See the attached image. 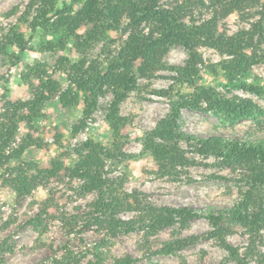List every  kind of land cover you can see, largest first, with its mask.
Here are the masks:
<instances>
[{
  "label": "trees",
  "instance_id": "16d2710c",
  "mask_svg": "<svg viewBox=\"0 0 264 264\" xmlns=\"http://www.w3.org/2000/svg\"><path fill=\"white\" fill-rule=\"evenodd\" d=\"M38 0H30L26 5L24 16L33 15L28 21V28L34 34L40 30L44 35L57 37L56 43L49 41L42 49L59 45L63 49L68 39L73 38L76 45L98 44L106 39L108 32H120L125 38L114 53L106 57L108 66L103 74L98 71L91 73L89 65L83 69L85 61L70 63L64 57L60 63L69 66V85L62 90L61 85L54 79L43 80L34 89L30 99L24 101H4L0 112V169L3 180L20 203L30 196L37 188L47 191L48 197L37 206L36 214L26 224L31 225L38 236L47 233L49 222L56 219L61 224V230L66 236H72L83 241L82 235L93 230L103 234L100 242L92 247H84L85 254L91 255L92 260L87 264H107L106 254L102 251L104 237L112 238L122 234H129L137 230L143 231L145 236L152 234L159 228L179 222L182 226L193 218H206L212 232L209 236L217 238L221 247L236 264H247L250 256L258 254L262 260L264 255L257 252L254 239L262 238L260 231L264 229V206L255 194L264 185V138L254 141L226 140L218 136L200 138L179 132L177 120L180 109L209 112L225 122L233 124L246 119L263 118L264 111L258 110L250 101L228 100L210 88L197 86L198 65L203 61L200 48L215 50L224 59L219 67L222 72L232 78L241 74L253 65L264 64V2L261 0H71L57 7V0H42L35 7ZM35 8V9H34ZM232 13H236L240 20L251 21L248 29H240L233 35L219 31V23ZM82 24L89 26L85 37L77 31ZM3 47L14 45L20 52L25 50L27 41L14 27L8 29L3 37ZM174 47H181L187 53L183 66L172 67L175 78L181 83L193 87L194 91L187 95H179L172 101L170 112L161 119L155 128L144 134L141 140L143 151L150 153L157 164L161 175L175 176L178 168L185 169L194 164L191 158L181 149L180 141L191 144L194 152L199 156H214L219 159V165L228 167L238 173L241 182L246 186L242 197L229 210L216 213H200L194 209L161 207L158 208L146 201L142 193L134 191L128 196L122 190L123 176L109 177L105 166L104 156L119 153L120 145L112 142L105 148L99 142L88 139L82 144V150L77 151V162L72 168H66L62 162H53L49 168L41 169L36 163H20L11 166L12 161H20L24 152L31 147L41 148L35 139L26 135L21 140L17 138L19 124H31L42 115L43 109L54 93L58 94L63 109L77 107V92L86 94L89 106L82 112L78 124L73 125L72 134H76L85 127V119L97 105L100 95L110 92L113 96L109 106L107 120L115 117L118 106L126 96L136 89V80L132 75L134 57H147L151 53L161 50L167 53ZM242 88L250 87L242 84ZM72 87H74L75 92ZM71 95V99L66 98ZM161 94V93H159ZM164 94V93H163ZM192 141V143H190ZM107 170V171H106ZM68 179L76 181L73 191L85 196L94 194L95 197L87 204V210L73 214L59 212L56 202V188L51 187L53 180ZM258 189V190H257ZM259 192V191H258ZM56 208V213L50 210ZM125 211H133L134 217L129 220L118 218ZM177 220V221H175ZM229 221L239 225L247 231L250 245L244 254H240L237 247L225 242L223 234L227 227L224 222ZM77 240V241H78ZM195 237L183 240H172L164 244L154 254L170 255L194 242ZM13 251V243L9 238L0 241V264H4L6 254ZM49 264H81L85 254L76 253L67 244L58 251L51 250ZM59 252L60 254H58ZM111 264H133L130 256L112 258Z\"/></svg>",
  "mask_w": 264,
  "mask_h": 264
},
{
  "label": "rangeland",
  "instance_id": "374dc122",
  "mask_svg": "<svg viewBox=\"0 0 264 264\" xmlns=\"http://www.w3.org/2000/svg\"><path fill=\"white\" fill-rule=\"evenodd\" d=\"M29 1L0 0V112L6 100L15 102L30 99L34 89L48 78L56 80L62 90H66L69 85V66L60 63L61 57L72 64L83 59V69L92 65L93 75L98 71L104 74L108 66L106 57L119 49L125 38L120 32H108L106 39L98 44L78 46L75 39L70 38L63 49L55 45L44 50L42 47L49 41L56 43L57 37L44 35L40 30L32 34L28 21H31L35 13L23 18ZM41 1L38 0L35 7ZM169 1L171 0H164L165 3ZM69 2L71 0H57L56 5L61 8L63 3ZM251 21H242L236 13H232L219 23V31L233 35L240 29H248ZM12 27L27 41L23 52L14 45L2 46L4 34ZM88 30L89 26L82 24L77 33L85 37ZM261 46L264 49V41ZM199 53L203 64L198 65L195 79L197 86L210 88L228 100L250 101L258 110L264 111V64L253 65L247 71L228 78L219 67L227 57H222L208 48H200ZM186 59L187 53L181 47H174L167 53L157 50L147 57L132 58V75L136 80V89L121 102L110 122L107 116L113 96L110 92L100 95L96 107L85 119V127L76 134H72L71 129L78 124L83 110L89 106L88 96L77 92V107L66 110L62 108L58 94H52L39 118L31 124L22 122L18 127V140L30 135L41 144V148H28L21 160L12 161L11 166L33 162L45 169L59 161L64 167L72 168L78 160L77 151L82 150V144L88 139L99 142L105 148L116 142L121 151L113 156H104L105 166L109 177L123 176L122 190L128 196L127 201L130 202V196L137 191L145 196L149 204L158 208H188L204 214L229 210L246 190L238 173L220 166L219 159L214 156H198L191 144L180 141L181 149L194 164L185 169L178 168L175 176H163L158 172V166L151 154L144 152L141 144L144 134L153 130L170 112L172 101L179 95L194 91L192 86L177 80L171 70L172 67L183 66ZM242 84L250 87L249 90L242 88ZM72 89L75 92V88ZM66 96L68 99L72 98L70 94ZM177 126L179 132L200 138L218 136L241 142L264 138V122L261 116L256 120L246 119L230 124L209 112L182 108ZM2 173L3 169H0V175ZM76 184V181L70 182L68 179L62 182L51 181V187L56 188L55 199L59 212L68 215L76 213L77 207H80V211L88 209L87 204L95 195L80 196L73 191ZM258 191L255 194L257 203L260 204L257 198L259 196L264 206V185ZM47 197L46 190L37 188L18 203L12 189L0 179V241L9 238V242L13 243V251L6 254L4 264H49L51 250L58 251L66 244L76 253L84 255V247H92L103 238V234L96 233L94 229L82 235L83 241L66 236L56 219H51L45 235L38 236L35 229L26 222L37 212L34 203H40ZM55 210L53 208L50 212L56 213ZM134 215L133 211H125L118 218L129 220ZM224 226L228 229L223 234L225 242L237 247L240 254H244L250 245L247 231L229 221L224 222ZM212 230L206 218L198 217L190 219L185 226L174 222L147 236L143 231L137 230L112 238L104 237L106 245L102 251L106 254L107 264H111L114 257L126 256L134 259L133 264H236L221 247L219 240L209 236ZM260 235L262 243L257 237L254 245L256 253L264 255V229L260 231ZM191 237L196 240L170 255L154 254L168 241ZM91 260L92 256L85 254L81 264H87ZM247 264H264V260L254 254L250 256Z\"/></svg>",
  "mask_w": 264,
  "mask_h": 264
}]
</instances>
